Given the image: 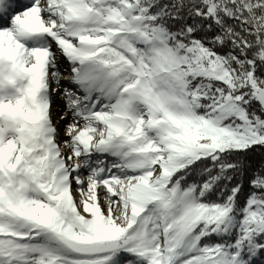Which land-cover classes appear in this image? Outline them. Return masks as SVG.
Returning a JSON list of instances; mask_svg holds the SVG:
<instances>
[{
	"label": "snow or ice",
	"instance_id": "snow-or-ice-1",
	"mask_svg": "<svg viewBox=\"0 0 264 264\" xmlns=\"http://www.w3.org/2000/svg\"><path fill=\"white\" fill-rule=\"evenodd\" d=\"M4 58L0 264L264 257V0H0Z\"/></svg>",
	"mask_w": 264,
	"mask_h": 264
},
{
	"label": "clouds",
	"instance_id": "clouds-1",
	"mask_svg": "<svg viewBox=\"0 0 264 264\" xmlns=\"http://www.w3.org/2000/svg\"><path fill=\"white\" fill-rule=\"evenodd\" d=\"M27 75L20 71L16 63L7 58L0 59V106L15 105L26 87ZM15 119L5 107L0 111V143L6 142L15 129Z\"/></svg>",
	"mask_w": 264,
	"mask_h": 264
},
{
	"label": "rangeland",
	"instance_id": "rangeland-1",
	"mask_svg": "<svg viewBox=\"0 0 264 264\" xmlns=\"http://www.w3.org/2000/svg\"><path fill=\"white\" fill-rule=\"evenodd\" d=\"M46 43H47V41L45 43H43L41 46H44ZM26 45L28 47H39L38 45L34 46L31 43H27ZM61 61H64V58H61ZM65 68H68L67 62L63 64V70ZM69 71H70V69H69ZM55 100H58V102H54L53 106H55L56 109H52V111L54 113V119H59V116L62 114V112L64 110V102L59 98V96H56ZM67 123L65 120V121H61V123L59 125L60 133H61V140L65 139L63 136L64 135L63 132H64V126ZM65 151L67 152L68 150L65 149ZM84 171H85V174H87V170H84ZM110 264H148V262H147V260L138 257L136 254H134L130 251H127L125 249H119L113 255V257L110 261ZM257 264H264V260L259 258L257 261Z\"/></svg>",
	"mask_w": 264,
	"mask_h": 264
},
{
	"label": "bare ground",
	"instance_id": "bare-ground-1",
	"mask_svg": "<svg viewBox=\"0 0 264 264\" xmlns=\"http://www.w3.org/2000/svg\"><path fill=\"white\" fill-rule=\"evenodd\" d=\"M48 40V37L46 36H35V37H32L30 40L26 41L25 43H31L32 45H38V46H41L43 43H45L46 41ZM66 63V61H61L60 62V70L62 71L63 70V64ZM55 102H58V100H55ZM52 109H56L55 106H53ZM68 121H66L67 123ZM64 136V135H63ZM65 139H62V140H66L68 139L66 136H64Z\"/></svg>",
	"mask_w": 264,
	"mask_h": 264
},
{
	"label": "trees",
	"instance_id": "trees-1",
	"mask_svg": "<svg viewBox=\"0 0 264 264\" xmlns=\"http://www.w3.org/2000/svg\"><path fill=\"white\" fill-rule=\"evenodd\" d=\"M253 161L255 164H259L260 163V158L257 156V157H253ZM262 260H264V257H261Z\"/></svg>",
	"mask_w": 264,
	"mask_h": 264
}]
</instances>
